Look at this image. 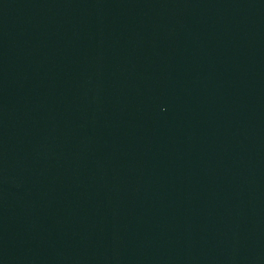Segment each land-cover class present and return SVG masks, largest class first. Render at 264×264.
<instances>
[{"label": "water", "instance_id": "1", "mask_svg": "<svg viewBox=\"0 0 264 264\" xmlns=\"http://www.w3.org/2000/svg\"><path fill=\"white\" fill-rule=\"evenodd\" d=\"M0 264H264V0H0Z\"/></svg>", "mask_w": 264, "mask_h": 264}]
</instances>
